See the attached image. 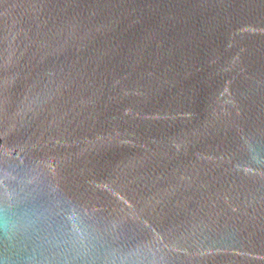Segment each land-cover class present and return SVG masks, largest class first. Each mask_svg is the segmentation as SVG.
Listing matches in <instances>:
<instances>
[{
  "label": "water",
  "instance_id": "water-1",
  "mask_svg": "<svg viewBox=\"0 0 264 264\" xmlns=\"http://www.w3.org/2000/svg\"><path fill=\"white\" fill-rule=\"evenodd\" d=\"M0 264H264V0H0Z\"/></svg>",
  "mask_w": 264,
  "mask_h": 264
},
{
  "label": "clouds",
  "instance_id": "clouds-1",
  "mask_svg": "<svg viewBox=\"0 0 264 264\" xmlns=\"http://www.w3.org/2000/svg\"><path fill=\"white\" fill-rule=\"evenodd\" d=\"M23 221H18L15 219H6L5 218V210L0 208V230H17L20 227L24 226Z\"/></svg>",
  "mask_w": 264,
  "mask_h": 264
}]
</instances>
